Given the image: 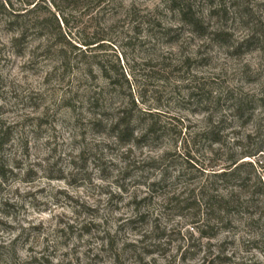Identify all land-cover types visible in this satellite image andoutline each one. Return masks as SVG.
I'll return each mask as SVG.
<instances>
[{
  "label": "rangeland",
  "instance_id": "rangeland-1",
  "mask_svg": "<svg viewBox=\"0 0 264 264\" xmlns=\"http://www.w3.org/2000/svg\"><path fill=\"white\" fill-rule=\"evenodd\" d=\"M263 192L264 0H0V264H264Z\"/></svg>",
  "mask_w": 264,
  "mask_h": 264
},
{
  "label": "trees",
  "instance_id": "trees-1",
  "mask_svg": "<svg viewBox=\"0 0 264 264\" xmlns=\"http://www.w3.org/2000/svg\"><path fill=\"white\" fill-rule=\"evenodd\" d=\"M176 3L173 2L174 6ZM174 8L178 9V12H180V14L182 15L183 20H187V22H190L188 17H187V13L185 11H183V9H179L178 5H176V7H174ZM125 132L126 131L123 130L122 134L125 135ZM142 137H144V135ZM243 165L244 164H235L234 163V164H232V166L228 167L224 171H222L220 173H214L213 175L221 182L227 183L228 180L233 179L235 182L234 188L235 187L236 188H244V187H246V181L238 176V172L241 171V169L243 168ZM263 195H264V192H263ZM229 199H230V197H229ZM229 199L227 198L226 201H222L219 203L220 210L223 211V210L231 209V207L229 206Z\"/></svg>",
  "mask_w": 264,
  "mask_h": 264
}]
</instances>
